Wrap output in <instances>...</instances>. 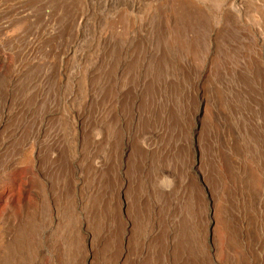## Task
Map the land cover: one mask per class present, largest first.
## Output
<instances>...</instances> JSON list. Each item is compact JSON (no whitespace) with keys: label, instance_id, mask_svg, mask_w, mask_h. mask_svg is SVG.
I'll list each match as a JSON object with an SVG mask.
<instances>
[{"label":"rangeland","instance_id":"1","mask_svg":"<svg viewBox=\"0 0 264 264\" xmlns=\"http://www.w3.org/2000/svg\"><path fill=\"white\" fill-rule=\"evenodd\" d=\"M0 264H264V0H0Z\"/></svg>","mask_w":264,"mask_h":264}]
</instances>
